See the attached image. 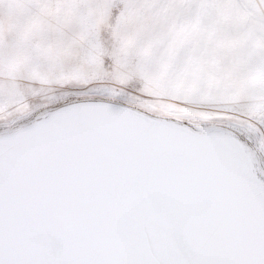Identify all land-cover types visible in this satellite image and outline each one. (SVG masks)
<instances>
[{"label":"snow or ice","instance_id":"1","mask_svg":"<svg viewBox=\"0 0 264 264\" xmlns=\"http://www.w3.org/2000/svg\"><path fill=\"white\" fill-rule=\"evenodd\" d=\"M0 264H264V0H0Z\"/></svg>","mask_w":264,"mask_h":264},{"label":"rangeland","instance_id":"2","mask_svg":"<svg viewBox=\"0 0 264 264\" xmlns=\"http://www.w3.org/2000/svg\"><path fill=\"white\" fill-rule=\"evenodd\" d=\"M17 3V0H3V6L8 7L9 5H14ZM236 15L235 9L228 8L224 10L223 12V18H226L228 20L227 28L229 32L232 33V36L235 37L237 34H246L249 38L247 39V42H241L237 45V51L239 58L246 62V63H254L257 59L259 52L256 47L255 41L251 39V36L255 32L254 27L251 25V23L248 24H242L237 23L234 21V17ZM191 19L194 22H198L200 24H214L220 17H218L217 13L215 11L210 12H201L196 13L193 10H189L188 6L185 5V13L182 19ZM41 34H46L43 31V28L41 29ZM228 44L232 43V40L227 41Z\"/></svg>","mask_w":264,"mask_h":264},{"label":"bare ground","instance_id":"3","mask_svg":"<svg viewBox=\"0 0 264 264\" xmlns=\"http://www.w3.org/2000/svg\"><path fill=\"white\" fill-rule=\"evenodd\" d=\"M228 40H225V43H227Z\"/></svg>","mask_w":264,"mask_h":264}]
</instances>
